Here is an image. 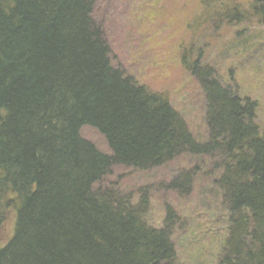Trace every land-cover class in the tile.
<instances>
[{
	"label": "trees",
	"instance_id": "1",
	"mask_svg": "<svg viewBox=\"0 0 264 264\" xmlns=\"http://www.w3.org/2000/svg\"><path fill=\"white\" fill-rule=\"evenodd\" d=\"M94 5L0 0V221L18 201L0 264H178L174 212L166 208L162 227H149L146 188L132 202L99 182L111 169L145 173L180 154L218 160L210 176L224 205L216 264H264V131L255 101L203 73L208 134L195 143L162 95L113 68ZM237 5L246 7L233 8L242 20L264 28V0ZM85 126L109 154L80 137ZM192 169L163 187L188 192L201 170ZM6 199L13 204L2 209Z\"/></svg>",
	"mask_w": 264,
	"mask_h": 264
},
{
	"label": "rangeland",
	"instance_id": "2",
	"mask_svg": "<svg viewBox=\"0 0 264 264\" xmlns=\"http://www.w3.org/2000/svg\"><path fill=\"white\" fill-rule=\"evenodd\" d=\"M226 1L94 0L93 16L111 51L112 66L166 98L198 143L207 137L206 110L194 76L200 85L203 71L188 65L199 58L202 65L209 64L216 79L233 85L229 86L233 92L243 99L252 97L259 119L264 118V28L256 26L254 19L239 17V26L231 21L224 24L226 11L227 18L234 19L229 14L234 7L218 5ZM242 1L232 0L237 9L246 10L245 5H237ZM253 52L259 54L260 63L254 60ZM79 135L99 152L109 154L104 138L95 129L85 126ZM186 162L184 157L145 173L111 169L99 184L117 198L126 196L132 202L141 188L148 187L143 221L149 227L161 228L166 208L174 212L171 232L177 263L216 264L224 235V209L219 207L217 193H211L212 178H203L200 170L186 193L163 187L189 169ZM11 202L6 199L2 209ZM17 205L14 199V206L2 212L0 247L12 237Z\"/></svg>",
	"mask_w": 264,
	"mask_h": 264
},
{
	"label": "bare ground",
	"instance_id": "3",
	"mask_svg": "<svg viewBox=\"0 0 264 264\" xmlns=\"http://www.w3.org/2000/svg\"><path fill=\"white\" fill-rule=\"evenodd\" d=\"M226 2H228V4H226ZM224 4L222 3H220V4H218L219 6H231V7H234V8H236L235 7V4H233V2H232V0H228V1H226ZM229 10V8H225L224 10L226 11V10ZM228 11H226L225 13H224V17H223V20H224V24H226V23H229L230 21L231 22H233L234 24H232V25H235L236 24V26H239V23H241V22H238V20H237V17H239V18H241L242 19V17H240V16H237L238 15V13L236 12V11H234V10H232V14L231 13H229L231 16L232 15H234V19H228L227 18V16H226V13H227ZM237 14V15H236ZM217 16V15H216ZM237 16V17H236ZM227 18V19H226ZM216 19H221V18H216ZM262 45H264V33H262ZM259 55V54H258ZM258 55L256 56V52H253V57H254V60H256L257 62H261V60L258 58ZM200 60H201V58H199L198 60H197V62H193V63H191L190 65H188L189 67H190V69H191V67H194V68H199L201 71H203V73L205 74V76H207V77H209L210 79H215L216 80V78L214 77V72H212L213 70L212 69H210L209 67H208V65H205V64H201V62H200ZM110 62V61H109ZM111 63V62H110ZM112 65V64H111ZM114 68V67H113ZM233 71L231 70V73H232ZM202 73V75H200L201 77L202 76H204V74ZM124 75V77L125 78H128V79H131L130 81L131 82H133V83H135V84H140L136 79H134V78H132V77H130V76H128V75H125V74H123ZM194 79H195V81H196V83H197V87H198V89H200L201 90V93H202V96L204 95L203 94V84H202V82H201V80H200V85L198 84V80H197V78L194 76ZM228 85V84H227ZM228 86H233V85H228ZM158 94V93H157ZM161 95V94H160ZM243 98V97H242ZM165 100H166V98H165ZM251 100H253V101H255L254 99H252V97H251ZM255 105H257V102L255 101V103H254ZM257 118H258V120H257ZM263 121H264V118H261V120L259 119V116L258 115H256V117H255V122H257L260 126H258L259 127V132H263L264 131V124H263ZM261 128V129H260ZM207 134H208V132H207ZM194 142H195V140H194ZM196 143V142H195ZM185 153H183V155H184ZM187 155V154H186ZM182 156V154H180V155H178V157H177V159L178 158H180ZM188 162H186L188 165H191L190 167H189V169H187V170H185V171H193V169L192 168H195V167H198V168H200L201 170H202V177L203 178H205V179H209L210 180V176H215V175H217L218 174V172H217V169L216 168H219V165L217 164L218 163V160H213V159H211L210 158V156L209 155H206V156H204V158L203 159H199V157L197 156V157H187V158H185ZM172 162H174V163H176V159H172ZM216 167V168H215ZM190 188H191V186H190ZM189 188V189H190ZM146 189H148V187H146ZM207 189V188H206ZM208 190V189H207ZM209 191V190H208ZM222 192V191H221ZM212 193V192H211ZM222 195H223V193H218L217 194V199H218V203H219V207H221V208H224V205L222 204V202H221V197H222ZM175 220H176V217H175ZM174 220V221H175Z\"/></svg>",
	"mask_w": 264,
	"mask_h": 264
}]
</instances>
